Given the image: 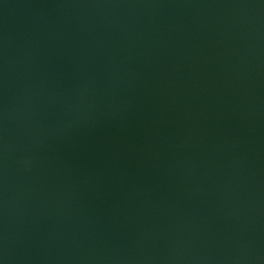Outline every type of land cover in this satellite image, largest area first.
<instances>
[{
    "label": "water",
    "instance_id": "water-1",
    "mask_svg": "<svg viewBox=\"0 0 264 264\" xmlns=\"http://www.w3.org/2000/svg\"><path fill=\"white\" fill-rule=\"evenodd\" d=\"M0 264H264V0H0Z\"/></svg>",
    "mask_w": 264,
    "mask_h": 264
}]
</instances>
